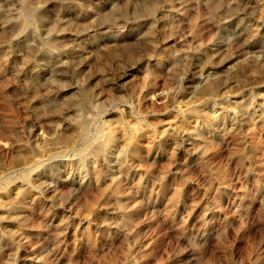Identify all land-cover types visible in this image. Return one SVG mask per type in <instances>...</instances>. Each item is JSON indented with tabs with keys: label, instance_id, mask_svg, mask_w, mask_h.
<instances>
[{
	"label": "rangeland",
	"instance_id": "1",
	"mask_svg": "<svg viewBox=\"0 0 264 264\" xmlns=\"http://www.w3.org/2000/svg\"><path fill=\"white\" fill-rule=\"evenodd\" d=\"M156 2L0 0V264H264V0Z\"/></svg>",
	"mask_w": 264,
	"mask_h": 264
},
{
	"label": "bare ground",
	"instance_id": "2",
	"mask_svg": "<svg viewBox=\"0 0 264 264\" xmlns=\"http://www.w3.org/2000/svg\"><path fill=\"white\" fill-rule=\"evenodd\" d=\"M139 1V0H138ZM146 2H147V6L145 7L146 9H145V15H147V16H149L150 18L154 15V13H155V11H156V0H145ZM28 3V2H27ZM159 3V2H158ZM145 4V3H144ZM143 5V4H142ZM33 8V7H32ZM27 11V10H26ZM25 11V12H26ZM36 11V10H35ZM35 11L34 10H30V11H28V12H30V14H28V16L29 17H25V16H23L22 17V19L20 20V24H21V26H22V28L24 29V28H27V27H29V25L34 21H30V19L32 18V17H34V15H36V13H35ZM115 11V10H114ZM37 12V11H36ZM25 14V13H24ZM31 17V18H30ZM36 17V16H35ZM148 17V18H149ZM16 18V17H15ZM37 18V17H36ZM33 19V18H32ZM108 20L107 21H111V18H110V16L107 18ZM35 22V21H34ZM34 22H33V24H34ZM19 24V23H18ZM20 24H19V26H20ZM33 27V26H32ZM53 29V28H52ZM22 31V30H21ZM44 42V41H43ZM53 44H54V42H53ZM53 44H51V43H49V42H46L45 43V47L43 48V51L44 52H49V53H51L50 51H53L54 52V50L56 49H54L53 48ZM54 46H56V44L54 45ZM53 48V49H52ZM32 49V48H31ZM35 49V48H34ZM30 50V49H29ZM36 50V49H35ZM42 51V52H43ZM30 52H31V50H30ZM32 52H34V51H32ZM44 54V53H43ZM58 54V53H57ZM260 57V56H259ZM238 62V61H237ZM247 66V65H246ZM245 66V67H246ZM256 66V65H255ZM210 78V77H209ZM217 82V81H216ZM216 82H209L207 85H206V87L204 88V92L206 93V94H210V95H212V94H214L215 92H216V90H217V85H216ZM203 92V93H204ZM42 93V92H41ZM206 94H204V95H206ZM81 102V101H80ZM82 104H83V102H81ZM80 103V104H81ZM80 104H77L78 106L80 105ZM82 104H81V106H82ZM84 105V104H83ZM86 105H87V103H86ZM79 122L81 121V120H78ZM78 121H75V122H77L78 123ZM74 122V123H75ZM80 124V123H79ZM77 125L78 127H80V126H84L85 124H81V125ZM73 126H75V124H73ZM122 128V127H121ZM114 130V129H113ZM134 130V129H133ZM77 131V130H76ZM76 131L74 130V132L76 133ZM81 131V130H80ZM79 130H78V132H80ZM54 134V133H53ZM74 133H73V130H72V132L70 131V133H66V134H64L63 136H62V139L63 140H65L64 142L65 143H68L69 141H71V139H72V135H73ZM113 135V134H112ZM96 136V135H95ZM128 138V137H127ZM107 139V138H106Z\"/></svg>",
	"mask_w": 264,
	"mask_h": 264
}]
</instances>
